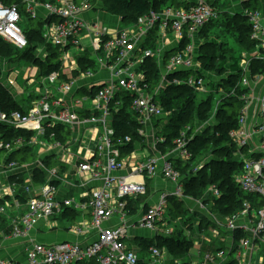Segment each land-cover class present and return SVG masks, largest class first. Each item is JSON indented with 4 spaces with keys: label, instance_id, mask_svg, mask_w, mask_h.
<instances>
[{
    "label": "built area",
    "instance_id": "2783aa9c",
    "mask_svg": "<svg viewBox=\"0 0 264 264\" xmlns=\"http://www.w3.org/2000/svg\"><path fill=\"white\" fill-rule=\"evenodd\" d=\"M23 5L25 15L42 19L43 41L59 51L60 68L46 75L38 72V78L21 74L25 84L19 95L27 96L20 100L23 101L21 109L0 110V151L6 152L0 162V180L3 182L0 185V221L2 217L10 218V236L28 239L40 219L53 218L63 208H69L91 216L87 222L71 225V231L79 236L94 232L95 239L86 245L77 241L45 243L31 240L25 247V261L0 258V264H75L89 260L96 264H137L141 257L127 246L130 228L147 229L155 235L159 233L156 222L163 220L167 197L184 198L182 177L167 159L120 157V147L129 143L130 137L122 138L116 134L112 118L123 102L120 94L132 97L128 108L144 125L152 118L166 115L153 101L166 86L185 85L198 92L206 91L210 72L202 68L198 59L203 41L199 32L206 23L217 18L216 11L207 0H189L184 6L170 5L159 12L150 10L133 24L119 29L101 26L84 15L94 6L91 0H23ZM242 12L250 23V38L255 41L249 57L264 60V15L261 10L244 9ZM26 26L17 5L5 6L0 2V40L20 50L26 48ZM147 41L155 44L153 48L142 45ZM168 45L175 51L166 55ZM34 55L45 60L48 55L45 45L38 46ZM79 58L86 60L84 64L92 61L94 67L107 73L108 77L92 81L96 71L92 67L82 68ZM150 59L155 62L159 79L151 90H147L142 84L144 70L141 66ZM7 62V58L0 61L5 71ZM240 67L236 86L246 88L257 76L251 77L245 60ZM65 69H69L70 76ZM12 72L15 77H10L12 73H2L0 77L1 85L7 89L15 86L20 71L16 67ZM34 84H37L35 91L26 92V88ZM81 92V96L77 95ZM230 93L234 95V89ZM239 98L249 99L246 93ZM248 104L240 111L237 127L229 132V137L237 147L235 155L242 162V170L235 176L236 183L245 194L260 197L261 202L251 204L244 200L240 210L227 216L204 213L212 223L209 230L199 229L193 234L185 230L194 249L188 254L189 264H264V95L251 98ZM250 104L259 106L261 116L251 130L246 126ZM187 132L188 129L180 130L173 140L172 152L182 161L190 157ZM138 134L143 136L144 131L139 129ZM155 141L164 142V137H156ZM24 149L35 154L33 163L7 160L14 151ZM47 155L58 165L51 167L50 159L45 163ZM60 164L74 168L82 187L89 179H100L101 186L86 188L58 200L60 187L55 182H65L69 178L68 171ZM35 169L42 170L45 176V181L40 184L34 182L37 178ZM118 172L123 173L117 175ZM157 174L172 185V190L159 192L155 202L143 209L134 223L127 224V198L145 196L146 178L151 179ZM21 177L22 182L19 181ZM209 190L215 197L220 195L215 186H210ZM198 207L205 212L211 211L199 203ZM14 208L17 214L11 217ZM114 217L120 219L119 225L103 227L104 222ZM198 224L197 221L194 223ZM170 231L163 226V233ZM147 253L142 258L147 264L169 261L164 248L151 246ZM170 261L181 264L179 260Z\"/></svg>",
    "mask_w": 264,
    "mask_h": 264
},
{
    "label": "trees",
    "instance_id": "16d2710c",
    "mask_svg": "<svg viewBox=\"0 0 264 264\" xmlns=\"http://www.w3.org/2000/svg\"><path fill=\"white\" fill-rule=\"evenodd\" d=\"M39 2H54L55 0H37ZM80 2L81 0H75ZM96 1V0H91ZM212 7L215 9L218 18L210 20L206 23L199 32V36L203 39L209 29L214 28L218 25L223 26L219 17L223 16V9L226 7L222 6V3L218 4L219 0H207ZM5 6L17 5L21 11L23 18L25 19L27 26L24 29L25 34L28 38V45L24 49H17L14 46L7 44L0 40V57L7 58L10 62H19L21 58L26 59L31 63L38 65L42 74L46 75L51 71L59 70L60 68V53L59 51L50 46L46 45L42 37V25L43 21L41 18H30L24 14L23 0H0ZM104 4V8L109 13L120 17L122 23L130 24L137 20L139 16L148 13L150 10L159 11L168 5H174L175 7L184 6L186 1L179 0H101ZM218 4V7H216ZM242 10L238 13L236 18V27L234 31L237 32V41L240 42V46L249 51L255 48V41L250 38L251 27L247 16L242 12L244 9L248 10H260V0H242ZM221 11V12H220ZM227 12V11H226ZM219 13L221 14L219 16ZM235 22V20H234ZM155 33V31H154ZM210 38V36H208ZM45 45L48 51L47 58L41 60L34 56L35 49ZM147 47L148 45H144ZM150 48L154 46L152 42L149 45ZM175 51V50H174ZM173 51V52H174ZM171 52V53H173ZM170 53H166L168 55ZM226 50L222 44H214L211 40H203L199 53L198 59L201 61L202 68L213 73L216 77H220L218 81L214 80L211 82V88L213 90L224 87L227 92L234 89V95H230L229 98H224L220 103L219 109L215 114V123L213 124L214 137L198 136L195 135L191 141L187 144V149L191 154L190 159L182 161L180 159H171L173 166L181 173L183 181L182 194L187 196L186 198H194L200 200L203 204L211 202L210 210L212 213L220 214V216L231 215L240 210L242 202L244 200L249 201L251 204H257L260 201V197L245 194L236 183L235 176L242 170V162L238 156L235 155L237 147L235 143L229 137V132L237 127V119L242 110L244 104L243 100H240L239 96L243 93H247V88L236 86L241 75V69L239 67V59L233 58L231 64L228 65L229 74H225L226 71ZM87 58V57H86ZM78 62L82 68L94 67L92 61L88 60L87 64L85 59H78ZM1 69V67H0ZM144 70V81L142 84L146 85L147 90H151L156 81L159 79V71L155 67V62L152 59L144 61L141 66ZM250 73L251 75H263L264 74V60L250 61ZM0 70V75H1ZM171 78V76H168ZM222 86V87H221ZM82 95L81 93L79 94ZM120 99L123 101L122 104L117 108V112L113 115V127L116 130V134L124 138L125 136L130 137V142L125 143L120 147V157L129 154L137 146L144 145L143 136L138 134V130L143 128L141 124L130 112L128 106L132 97L128 94H120ZM194 97V90L191 87L185 85H169L166 86L157 96L153 98V101L162 107L166 112H172L171 121H166L163 130L160 134L164 137V145L166 150L174 147L173 140L178 136L182 126L189 122V118H192V111L190 107L196 105ZM212 96L208 97L202 104L205 107L204 114L211 106ZM28 100V99H27ZM23 101H18L15 97L9 93L8 89L0 83V110L10 112L12 110H20ZM202 111H197V115L204 116ZM218 118V120H217ZM156 120V123L164 121ZM11 132V130H9ZM194 129L191 128L187 132V137L190 139L193 136ZM210 152L209 158L205 161L201 169L193 170L190 168V162L194 159L195 154L199 152ZM207 156V155H206ZM205 156V157H206ZM35 154L30 149L17 150L8 155L7 160H14L18 163H33L35 161ZM53 159L47 157L46 160ZM57 165L56 162L51 161L50 166ZM49 166V165H48ZM36 170V171H35ZM35 174L41 181L44 180L43 171L35 169ZM182 171L185 173L182 175ZM23 177L19 178L22 182ZM150 179L146 178V195L137 197L138 200L143 201L150 195ZM215 186L220 195L215 197L211 194L209 187ZM127 198V208L130 209V202ZM1 202V201H0ZM185 202V203H184ZM187 200L180 198L175 195H169L167 197V204L165 209L168 211L169 218L175 222L177 220L181 223V228L174 234L163 233V224L160 221L156 222L160 231L151 239L143 238L139 242L141 252L147 253L151 246L158 248H164L166 256L169 261L166 264H173L170 259L179 260L181 264H189L188 254L192 247V239L186 237L185 230H189L191 234L197 232L199 229L209 230L208 227L212 225L211 221L201 211H193L195 217L188 218L187 215ZM140 203V202H138ZM132 207V204H131ZM148 204L143 206L146 210ZM64 210V211H63ZM77 213L69 208H63L59 215ZM73 216V215H72ZM198 225H194L195 222ZM143 257L138 260L137 264H147L143 262ZM75 264H96L94 260L88 262H81Z\"/></svg>",
    "mask_w": 264,
    "mask_h": 264
},
{
    "label": "crops",
    "instance_id": "0c3cea01",
    "mask_svg": "<svg viewBox=\"0 0 264 264\" xmlns=\"http://www.w3.org/2000/svg\"><path fill=\"white\" fill-rule=\"evenodd\" d=\"M93 3H94V6L92 7V9L90 11H88L87 13H85L84 15L87 18H91L95 22L98 21V23L103 24L98 18L94 19L95 14L98 13L99 11H105L107 13H109V12L106 11V9L104 8V4H102L101 0L93 1ZM225 3H227V2H225ZM260 3H261V9L260 10L264 15V0H260ZM236 6H237V4H236ZM161 10H159V11H161ZM159 11H156V12H159ZM109 14L113 16V18H114L113 22L115 20L114 25L110 26L109 28L121 29V28H123L125 26H129L135 22L134 21L133 23H130V24L121 25L122 21H121L120 17L115 16L111 13H109ZM145 14H143V15H145ZM118 23L120 26H118ZM262 23H264V18L262 20ZM133 32H135V30H133ZM154 35H155V33H152V36H154ZM154 38L155 37H150V39H152V40ZM145 44L151 45V43L148 41L143 43L142 45L144 46ZM170 49H172V47L170 45L165 47L166 51H168ZM252 51L248 52L247 50L244 49V52H246V54H248V55L244 57V54H243V57L241 58L240 62L241 61L243 62L244 59H247L249 57V54H251ZM249 59L263 60V59H259V58L256 59V58H251V57H249ZM33 65L36 67V73L40 72V74L43 75L42 70H40L39 66L36 64H33ZM15 66H17V64ZM61 67L63 68V66H61ZM93 68L96 71V74L92 78V81H98L101 79L103 80V79H106L108 77L107 73L100 72L101 70L97 69V67H93ZM65 72L68 75L70 74L69 69H65ZM28 74H30V73H28ZM35 76H36V74H35ZM256 76H257V78L256 79L254 78L255 80L252 81L251 83H249V86L247 87V89L249 88V90L246 94L249 98H259L260 96L264 95V74L263 75L256 74ZM19 81L21 82V79L19 80L17 78V82H19ZM79 94L80 93H77V95H79ZM81 94H82V92H81ZM66 98H69V96H67ZM15 99L19 101L22 98H17L15 96ZM23 99H26V98H23ZM248 112H249V117L247 119L246 126H247V128H249V130H251L254 123L261 116H260L259 110H257L255 104H250V106L248 108ZM163 118L164 117L152 118L146 124H144L143 128H141L144 131V135H143L144 145L137 144V146H135L136 148L133 151H131L129 154H126L122 157L127 158V157H131V156L136 155L138 157L155 156V157L163 158V159H170V160L172 158L174 159V154L172 152L173 149L166 150V147H167L166 145H164L162 142H156L154 140V135H155V139H156V137L162 136V134H160V132H161V130H163L166 120H164L160 123H156V120H162ZM87 142H89L90 145L93 146V142L89 141V139ZM91 148L92 147H90V149ZM50 156H53V155L50 154ZM50 156H48V157H50ZM4 158L0 159V162H2ZM51 161H53V160H51ZM54 162L57 163V161H55V160H54ZM57 165H55V166H57ZM59 166L62 169L68 171L69 178L65 182H57V183L55 182V184H57L60 187V189L58 191L59 193L57 195L58 200H60L63 197L76 195V194L80 193L83 189L91 188V187H95V186L99 187L102 184V181L100 179H97V180L89 179L87 182L84 183L85 186L82 187V185H80L82 181L76 176V174H74V168L73 167L64 166L62 164H60ZM122 173L123 172H118L117 175H120ZM43 181H45V178L42 181L38 178H36L34 180V182L36 184H40ZM150 182H151L150 183V195L148 197H146L143 201H141V199H139V198H138V200L134 197L129 198L128 201L130 202L129 203L130 209H128L129 214H128L127 224L134 223L142 215L143 206L145 204H148V206H149L153 202H155L159 192H161L163 190L171 191L173 188L172 185L168 181L164 180L160 176V174H157L153 178H151ZM138 202H140V203H138ZM186 203L188 204V202H186ZM131 204H132V207H131ZM195 205H197L196 207H198V203ZM13 210H14L13 212H10L11 217H13L17 214V212H15V211H17L16 208H14ZM18 210H19V208H18ZM60 212H62V210H60ZM69 215L70 216H66L65 214H63V215L58 214L56 216H53L52 221H50L48 223H46L44 220L40 219L37 222L33 231L29 234L28 239L12 238L9 235V231H8L9 226H10V222H9L10 218L2 217L1 221H0V258L6 259V260L17 261V262L25 261V247L28 246V244L31 240L38 241V242H45V243H49V242L52 243V242H58V241H77L82 245H86V244L90 243L91 241H93L95 239V234H93L94 232H91L89 235H86V236H79V235H76L75 233H73L71 231V228H70V226L73 224H76V223L80 224L82 222L89 221L91 219L90 214L86 213V212H83V213L77 212V213H73V214H69ZM119 224H120V219H118L117 217H114V218H111L108 221L104 222L103 227L107 228V227H112V226H116ZM154 235L155 234H153L152 231L147 230V229L130 228L129 239L127 240V246L130 248H133L137 252L138 257L147 256L148 253L141 252L140 247H139L140 246L139 242L143 238L151 239L152 237H154ZM191 251L194 252V249H191Z\"/></svg>",
    "mask_w": 264,
    "mask_h": 264
},
{
    "label": "rangeland",
    "instance_id": "374dc122",
    "mask_svg": "<svg viewBox=\"0 0 264 264\" xmlns=\"http://www.w3.org/2000/svg\"><path fill=\"white\" fill-rule=\"evenodd\" d=\"M179 1H189V0H179ZM225 2H227V3H225ZM219 3H222V6L226 7L225 9H223L225 11V12H223V14H224L223 16H220L221 14L219 13V16H220L219 21H221V24H223V26L218 25L214 28L209 29V31L207 32V34L205 35L204 38L211 40L216 45L217 44L218 45L219 44L224 45V48L226 50V55H227L226 56L227 65H226L225 74H229L228 65L231 64V60L233 58H238L239 59V67H240V66H242V61L240 62V60L243 57V54H244V57L248 55V54H246V52H244V49L240 46L241 45L240 42L237 41V32L234 31V29L237 25L236 18L238 16V13L241 12V10H242V4H241L240 0H219L218 4ZM218 4H216V7H218ZM236 4H237V6H236ZM168 6H170V5H168ZM96 18H98L103 23V24H101V26L110 27V26L114 25V23H115V20L113 22V19H114L113 16L110 15L109 13L105 12V11H99L98 13H96L94 19H96ZM217 18H218V15H217ZM234 20H235V22H234ZM123 24L124 23H121V25H123ZM118 26H120L119 23H118ZM208 36H210V38H208ZM204 38H203V40H204ZM174 50H175V48L174 49L172 48V49L166 51V53H171ZM2 59L3 58L0 57V61ZM256 59H258V58H256ZM244 60L246 62H248L249 65H250V61H252V59L249 60V57L247 59H244ZM16 64H17V66H16L17 70L20 71L19 75L17 77L19 80L21 79L20 76L23 73H26V74L30 73L32 77L38 78L37 76H35L36 67L33 65L34 62L31 63V60L29 62L28 60L23 59V58H21L19 60V62L8 61L6 64V66H7L6 71L3 70L1 63H0V67H1L0 70L2 73H5L6 75H10L12 73L10 76L11 78L15 77L14 72H12V71H16V67H15ZM240 69H241V67H240ZM2 73H1V75H2ZM1 75H0V77H1ZM207 77H209L210 81L206 85V91L205 92H198L194 89L193 100H195L196 105L190 107V110L192 111V118H189L190 119L189 122L185 123L182 126L183 130L188 129V131H189L191 128L194 129L193 136L189 139V141H191L192 138L195 137V135L206 136L208 138L214 137L213 124L215 123V120H216L215 114H216L217 110L219 109L220 103L224 100V98H229L230 95H233L230 92H227V90L222 86H221L222 88H219L216 90H213L211 88V82L214 80L218 81L220 79L219 76L216 77L213 73L210 72L209 74H207ZM251 77L253 78L254 76L251 75ZM17 78L15 79V86L9 87L8 91H9V93H13L14 96L16 95L17 98H27L26 94H22L20 97L19 94H20V91L23 89V85L25 84V82L22 79H21V82L20 81L17 82ZM35 85H37V84H34L32 87H27L26 92L33 93L35 91V88H36V87H34ZM248 90H249V88L247 89V92H248ZM221 91H223L224 93H222ZM226 94H228L229 96H226ZM210 96H212V99H211L212 103H211V106L209 108H207L208 110L204 114L205 107L203 106L202 102L206 101L207 98ZM250 99L251 98L245 99L243 101L244 106L248 107V105H249L248 101ZM256 108H257V110H259V106L256 105ZM198 110L202 111L203 112L202 114H204V116H200V118H199L198 115L196 114ZM171 116H173V113L166 111V115L164 116L163 119H165L166 121H169V120L171 121ZM217 120H218V118H217ZM254 127H255V123H254L252 129H254ZM87 138L88 137L86 136V139ZM154 140H155V135H154ZM208 154H210V152L205 153L203 151L195 154L194 159L190 162V168L191 169L193 168V170L201 169V167L204 165L207 158H209V156H210ZM5 156H6V152L0 151V159L4 158ZM134 156L136 159H139L138 156H136V155H134ZM190 156H191V154H190ZM174 158L177 159L176 156H174ZM189 159H190V157H189ZM167 160L172 162L170 159H167ZM184 173L185 172L182 171V175ZM180 176H181V173H180ZM182 181H183V178H182ZM2 184H3V182L0 180V185H2ZM18 197L21 198V196H18ZM186 197L187 196L184 195L183 200L186 199L188 204H189V205L187 204L188 210H187V215H186V216H190L188 218L196 216L193 211L199 212V210H200L201 212L207 213V214L212 212V211L205 212L204 210H201L200 207H196L197 205H195V204L199 203L202 205L203 208L210 209V206L212 204L211 202L203 205L200 200L196 201V199H194V198H186ZM42 220H44L46 223H48V222L52 221V218H47V219H42ZM160 223H162L163 226L168 227L171 230L167 235L174 234L175 232H177L181 228V223H179L177 220H175V222H174L169 218L168 211L166 209H165V212L163 214V220H161ZM164 223H165V225H164ZM8 231H9V235H10V226H9Z\"/></svg>",
    "mask_w": 264,
    "mask_h": 264
}]
</instances>
